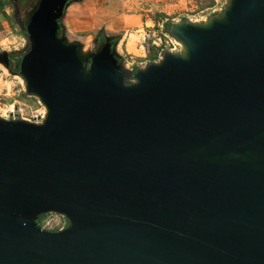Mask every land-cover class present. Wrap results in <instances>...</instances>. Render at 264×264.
I'll return each mask as SVG.
<instances>
[{
	"label": "water",
	"instance_id": "water-1",
	"mask_svg": "<svg viewBox=\"0 0 264 264\" xmlns=\"http://www.w3.org/2000/svg\"><path fill=\"white\" fill-rule=\"evenodd\" d=\"M72 1L23 24L16 74L46 115L0 116V264H264V0L173 25L182 52L132 83L112 38L58 37Z\"/></svg>",
	"mask_w": 264,
	"mask_h": 264
},
{
	"label": "rangeland",
	"instance_id": "rangeland-1",
	"mask_svg": "<svg viewBox=\"0 0 264 264\" xmlns=\"http://www.w3.org/2000/svg\"><path fill=\"white\" fill-rule=\"evenodd\" d=\"M28 5L29 3L25 5L19 3L15 8H9L11 15V21L8 23L9 30L4 32L0 27V54L8 53L13 48L18 49V53L13 56V64L18 62L21 55L27 51V33L23 24L27 19L24 13ZM227 5L228 0H90L87 6L82 4L75 8L95 9L103 6L102 15L96 14L98 13L96 11L93 14L88 12L85 13L83 19L89 21L90 15H95L99 22H106V37L121 36L117 53L123 57L122 63L130 72L127 82L132 83L135 70L150 63L147 60L149 47L158 48L156 61H159L164 53L182 52L181 45L170 36V29L173 25L185 20L196 24L206 23L211 18L221 16ZM97 29L96 26L90 31L80 32L74 36L81 40L84 52H95L97 47L95 38L100 31ZM62 34L63 38H67L64 31ZM128 41L129 48L133 49L134 43L141 48L144 47L145 54L142 58L127 51ZM16 72L17 70L8 72L5 66L0 63L1 117L5 114L8 105L13 102L32 109L40 108L39 101L26 94L24 83ZM67 224L66 218L56 213L43 215L38 221L39 227L47 232H58L66 228Z\"/></svg>",
	"mask_w": 264,
	"mask_h": 264
},
{
	"label": "crops",
	"instance_id": "crops-1",
	"mask_svg": "<svg viewBox=\"0 0 264 264\" xmlns=\"http://www.w3.org/2000/svg\"><path fill=\"white\" fill-rule=\"evenodd\" d=\"M33 0H0V27L3 28L4 32L9 30L8 23L11 21V15L9 13V8H15L16 5L20 3V5H25L26 3H29ZM90 0H78V1H72L71 5L66 9L65 15L63 19L61 20V25L63 27V31L66 34V37L68 41L70 42H81L80 39H76L74 36L79 34L80 32L90 31L93 28L97 26V30L101 28H105V21H98L97 17L95 15H90V20H84L83 17L85 13L93 14L96 12V14L103 13V6L100 8H81L79 7L76 9L78 5L87 4ZM3 7V9H1ZM5 15L8 16V18H5ZM88 15V14H87ZM99 22V23H98ZM106 31V28H105ZM131 37V36H130ZM130 40V38H129ZM120 41V40H119ZM86 42V41H85ZM84 42V43H85ZM129 41L126 45L127 51L130 52V54H133L134 56L142 58L145 54V49L139 47L136 43H134L135 49L128 47ZM118 47V45H117ZM116 47V49H117ZM17 48H13V50L8 51L9 57L14 56L18 52ZM14 59V58H13ZM8 72H12L11 69H7Z\"/></svg>",
	"mask_w": 264,
	"mask_h": 264
},
{
	"label": "trees",
	"instance_id": "trees-1",
	"mask_svg": "<svg viewBox=\"0 0 264 264\" xmlns=\"http://www.w3.org/2000/svg\"><path fill=\"white\" fill-rule=\"evenodd\" d=\"M40 0H33V1H30L29 2V5H28V8L26 9L25 11V17L28 19L31 12L36 8V5L37 3L39 2ZM1 9H3V7H1ZM5 18H8L7 15H5ZM62 31H63V27L60 23V31L58 33V37L59 38H63V34H62ZM105 28H101L98 35L96 36L95 38V42H96V49H95V52H99L100 49L107 43V37L105 36ZM121 39V36H117L115 38H112V40L109 41L110 45L112 46V48H115L117 47L118 43H119V40ZM158 48H155V47H149L148 50H147V60L152 63V62H155L157 59H158ZM116 60L118 62V64H120L121 62H123V57H121L120 55H118V57H116ZM17 62L14 64V68L12 70H16L17 69ZM16 67V68H15Z\"/></svg>",
	"mask_w": 264,
	"mask_h": 264
},
{
	"label": "built area",
	"instance_id": "built-area-1",
	"mask_svg": "<svg viewBox=\"0 0 264 264\" xmlns=\"http://www.w3.org/2000/svg\"><path fill=\"white\" fill-rule=\"evenodd\" d=\"M40 104V103H39ZM43 106L40 104V108L32 109L18 102L10 103L3 114V117L7 120H25L34 123H40L45 117Z\"/></svg>",
	"mask_w": 264,
	"mask_h": 264
},
{
	"label": "flooded vegetation",
	"instance_id": "flooded-vegetation-1",
	"mask_svg": "<svg viewBox=\"0 0 264 264\" xmlns=\"http://www.w3.org/2000/svg\"><path fill=\"white\" fill-rule=\"evenodd\" d=\"M12 59H13V56H10V57H9V60H10V69H11V71H12V69L14 68V64H13ZM15 68H16V67H15ZM41 217H42V216H41ZM41 217H40L39 219H41ZM39 219L37 220V222L39 221Z\"/></svg>",
	"mask_w": 264,
	"mask_h": 264
},
{
	"label": "bare ground",
	"instance_id": "bare-ground-1",
	"mask_svg": "<svg viewBox=\"0 0 264 264\" xmlns=\"http://www.w3.org/2000/svg\"><path fill=\"white\" fill-rule=\"evenodd\" d=\"M135 44L133 45V48L135 49ZM20 79H21V77L20 76H18ZM23 81V80H22ZM24 83V82H23ZM41 104V103H40ZM43 106V105H42ZM43 109H44V112H45V114L44 115H46V109H45V107L43 106ZM3 117V116H2ZM4 118V117H3Z\"/></svg>",
	"mask_w": 264,
	"mask_h": 264
}]
</instances>
